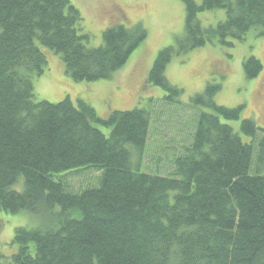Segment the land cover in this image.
I'll use <instances>...</instances> for the list:
<instances>
[{
  "label": "trees",
  "instance_id": "obj_1",
  "mask_svg": "<svg viewBox=\"0 0 264 264\" xmlns=\"http://www.w3.org/2000/svg\"><path fill=\"white\" fill-rule=\"evenodd\" d=\"M180 1L183 35L157 52L147 75L166 95L101 118L80 99L34 101L31 78L47 67L38 43L74 81L110 79L146 39L142 23L111 24L89 47L70 0H0V211L52 214L58 206L53 226L15 229L18 250L0 253V264H264V170L251 172L264 168V129L241 119L244 141L222 121L240 119L244 105L217 104L219 82L209 79L184 102L164 74L174 54L228 48L250 30L264 36V0ZM216 9L225 19L202 26L197 14ZM242 68L252 79L263 67L249 56ZM169 121L190 134L179 147L163 145L154 170L141 171L153 125ZM79 167L99 170L98 184L73 193L57 175Z\"/></svg>",
  "mask_w": 264,
  "mask_h": 264
},
{
  "label": "rangeland",
  "instance_id": "obj_2",
  "mask_svg": "<svg viewBox=\"0 0 264 264\" xmlns=\"http://www.w3.org/2000/svg\"><path fill=\"white\" fill-rule=\"evenodd\" d=\"M70 3L81 14L82 33L88 35L89 47L99 46L102 42V31L114 23L131 26L140 22L147 30V37L110 79L94 82L74 81L64 73L59 56L38 43L46 56L47 67L41 76L31 78L34 101L56 103L68 96L74 103L78 99L87 102L99 117L104 118L112 110L147 107L150 98L154 101L162 99L166 93L159 86L149 83L147 75L157 52L164 47L174 46L183 35V3L180 0H70ZM197 18L204 27L215 26L217 22L225 19V12L221 9L203 11L197 14ZM249 56L259 59L263 67L260 74L252 79L244 76L242 68L243 60ZM164 74L170 84L184 90L181 98L184 102L201 92L209 79L219 82L221 90L214 99L217 104L225 107L244 105L240 119L222 120L238 132L244 141L248 137L240 132L241 119L252 118L256 125L264 129V36H257L254 30H250L243 40L234 41L228 48L207 43L187 53L174 54ZM175 114L172 117H179L182 121L189 119L186 114ZM161 124L153 125L140 161L141 171L154 170L157 157L162 156L163 145L179 147L183 143L182 138L190 134L189 127L181 132L171 121ZM95 126L106 136L109 135V127L99 123ZM258 135L260 138L263 136L261 133ZM129 149L132 153L135 152L132 147ZM253 158L255 160V155ZM133 159L135 160V156ZM162 165L160 172L166 174L168 166L163 163ZM259 170L264 168L259 164L252 165L251 172ZM99 174L100 171L93 167H79L60 172L57 176L66 182L69 191L77 193L87 187L96 186ZM12 188L21 190L22 180ZM57 210L58 206L52 209V214L48 211H0V253L9 259L17 252L18 245L12 243L15 229H46L53 226L52 217Z\"/></svg>",
  "mask_w": 264,
  "mask_h": 264
}]
</instances>
